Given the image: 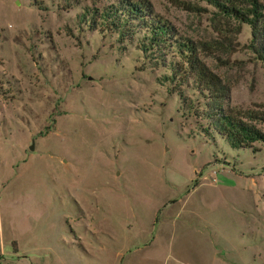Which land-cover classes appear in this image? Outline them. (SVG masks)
I'll use <instances>...</instances> for the list:
<instances>
[{"label":"rangeland","instance_id":"rangeland-1","mask_svg":"<svg viewBox=\"0 0 264 264\" xmlns=\"http://www.w3.org/2000/svg\"><path fill=\"white\" fill-rule=\"evenodd\" d=\"M121 1L0 0V264H264V144L219 135L177 44L229 87L226 111L264 119L251 28L142 0L171 30L151 47L103 16Z\"/></svg>","mask_w":264,"mask_h":264},{"label":"trees","instance_id":"trees-1","mask_svg":"<svg viewBox=\"0 0 264 264\" xmlns=\"http://www.w3.org/2000/svg\"><path fill=\"white\" fill-rule=\"evenodd\" d=\"M216 7L223 18L238 23L235 34L241 33L242 25H248L251 28V41L248 49L253 52L257 61L264 65V3L262 0H207ZM105 18H112L111 27L117 30L121 36H126L125 30L128 24H134L136 20L149 33V42L151 47H161L164 37L171 30L162 21L156 19L153 15L151 4L147 1L123 0L120 7L112 13L103 14ZM125 38V37H124ZM182 55H186L189 64V70L196 80L201 90L206 91L214 106V113L210 119L214 122V127L219 135L226 140L233 149L253 148L255 143L264 144V132L253 124L246 122L264 121L263 118L249 113L247 116L237 117L226 111L222 102L230 97V89L225 86L221 79L215 75L199 58V48L189 42H177ZM221 45V46H220ZM220 50H232L236 52L238 45L233 42L226 44L219 41ZM207 47V48H206ZM228 47V48H227ZM146 49V48H145ZM213 50L209 46H204V50ZM197 185V183H196Z\"/></svg>","mask_w":264,"mask_h":264},{"label":"water","instance_id":"water-1","mask_svg":"<svg viewBox=\"0 0 264 264\" xmlns=\"http://www.w3.org/2000/svg\"><path fill=\"white\" fill-rule=\"evenodd\" d=\"M34 144L31 146L30 150L33 151L34 150Z\"/></svg>","mask_w":264,"mask_h":264}]
</instances>
